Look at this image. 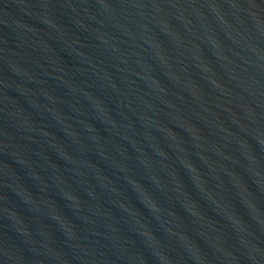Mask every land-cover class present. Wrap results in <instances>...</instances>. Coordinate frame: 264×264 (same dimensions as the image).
<instances>
[{"label":"water","instance_id":"water-1","mask_svg":"<svg viewBox=\"0 0 264 264\" xmlns=\"http://www.w3.org/2000/svg\"><path fill=\"white\" fill-rule=\"evenodd\" d=\"M0 264H264V0H0Z\"/></svg>","mask_w":264,"mask_h":264}]
</instances>
